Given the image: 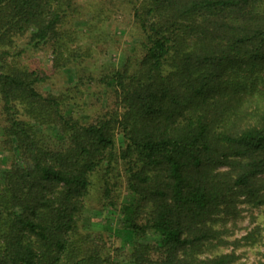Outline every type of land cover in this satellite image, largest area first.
Instances as JSON below:
<instances>
[{"label":"trees","instance_id":"trees-1","mask_svg":"<svg viewBox=\"0 0 264 264\" xmlns=\"http://www.w3.org/2000/svg\"><path fill=\"white\" fill-rule=\"evenodd\" d=\"M3 152L0 264H235L264 246L230 239L264 207V0H0Z\"/></svg>","mask_w":264,"mask_h":264},{"label":"rangeland","instance_id":"rangeland-1","mask_svg":"<svg viewBox=\"0 0 264 264\" xmlns=\"http://www.w3.org/2000/svg\"><path fill=\"white\" fill-rule=\"evenodd\" d=\"M127 15V14H126ZM129 15H127L128 17ZM122 17H119V24H112L109 23V29L112 31V35L115 37H121L122 42L119 45V49L116 48L115 44L112 41H109L108 46L110 45L111 48H107L105 54L99 56V62L104 61H112L116 64H119L121 61V50L127 44V34L129 32L128 26L124 25L125 19L122 21ZM23 43L20 42V45ZM24 45V44H23ZM32 62H43L45 65L51 64V51L50 50H42L38 55L31 54ZM72 73L69 70H65L61 75L56 74L54 75V80L58 82L65 81L66 83L71 80ZM49 88V86L45 85V88ZM5 152L0 153V159L5 160L6 158ZM244 220L241 226L233 232L230 236V239L240 238L245 235L248 231L253 229L256 225H260L263 227V236H264V207L255 208L252 212L249 209H245L244 211ZM108 220H113L114 225L118 224V217L115 211L113 210H106L104 212H100L98 210H88L87 213L84 215V225L87 228L93 229H102L103 225ZM110 237L114 239L117 244H122L124 240L127 239V236H123V238L116 239L113 235L110 234ZM232 250V246L222 248L223 252H227ZM237 254H239V259L236 261L235 264H255L263 259V252L264 246L262 243H257L254 246H242L237 249Z\"/></svg>","mask_w":264,"mask_h":264}]
</instances>
